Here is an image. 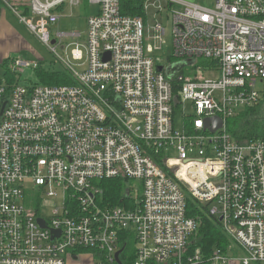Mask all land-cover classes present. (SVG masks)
Listing matches in <instances>:
<instances>
[{
	"label": "built area",
	"instance_id": "built-area-1",
	"mask_svg": "<svg viewBox=\"0 0 264 264\" xmlns=\"http://www.w3.org/2000/svg\"><path fill=\"white\" fill-rule=\"evenodd\" d=\"M67 2L82 4L0 0L46 44ZM88 2L97 10L72 51L86 64L72 73L75 84L0 79V264H67L74 252L95 264L126 256L128 264H229L230 253L205 257L191 247L200 221L188 214L190 200L218 219L242 264H264V135L239 142L228 126L264 104V0H133L142 15L126 14L124 0ZM81 36L57 31L54 44ZM187 60L192 75L183 67L168 77ZM20 66L31 64L17 60L10 70ZM206 71L220 76L199 75ZM183 107L190 113L180 131ZM215 117L221 127L206 124ZM105 180H120L122 205L104 200Z\"/></svg>",
	"mask_w": 264,
	"mask_h": 264
},
{
	"label": "rangeland",
	"instance_id": "rangeland-1",
	"mask_svg": "<svg viewBox=\"0 0 264 264\" xmlns=\"http://www.w3.org/2000/svg\"><path fill=\"white\" fill-rule=\"evenodd\" d=\"M181 1L196 2L200 5L207 4V0ZM5 12L6 21L14 29L16 34L4 33V44L0 42V54L7 53L8 56L11 58L10 63L7 65V67L1 65L0 60V79L5 78V72L7 70H10V65H13L15 61L17 62V60L29 62L31 64V66H20L19 71H17V78H19L18 82L26 85L35 84L38 81V75L36 70L34 69L35 64H40L46 70H67L70 72V74L80 73L85 70L86 64L84 63V61L75 60L72 55L73 49L76 48V43L83 42V40L87 36V17L85 15L84 8L83 6H81V4L71 6L70 2H67L64 6V9L60 12V20L54 25L50 26L53 35L52 40H54L57 31H80L82 33V36L80 38L66 37L59 45H56L54 43H44L39 37V35L31 31L28 26L23 21H21L17 14H13L7 8ZM147 13L148 24L154 26L157 22V19L155 18V15L157 14L156 9H151ZM158 20L164 24L167 30V34L165 37L169 43L167 42V45L164 48L163 52V55L167 58V56L170 55L172 52V24L170 19L168 20L167 18V12L160 14L158 16ZM185 72L192 75L191 69L189 67H185ZM199 75H203L206 79H212L219 77L220 72L206 71L200 72ZM189 113L190 112L187 111V109H184V107L176 111L175 121L178 130H182L184 125V115ZM256 118H263L264 122V104L263 107L261 109L259 108L256 112ZM118 182H120V180H115V183ZM42 198L43 201H46L48 203H52L55 201L53 198L47 196L46 193L43 194ZM55 202L57 204L60 203L59 200ZM41 212L43 215H49L51 212V206L46 205L44 203L41 208ZM133 249L134 245L131 243L129 250L132 251ZM226 249H228V253L234 256V259L229 264H242L238 259L242 256L243 252L239 251L232 241Z\"/></svg>",
	"mask_w": 264,
	"mask_h": 264
},
{
	"label": "trees",
	"instance_id": "trees-1",
	"mask_svg": "<svg viewBox=\"0 0 264 264\" xmlns=\"http://www.w3.org/2000/svg\"><path fill=\"white\" fill-rule=\"evenodd\" d=\"M88 3V0H82V5L84 7L88 8ZM124 10L126 14L142 15L140 6L136 5L133 0H124ZM10 60L11 58L9 57L2 64L7 67ZM34 69L38 75V81L35 84H50L54 86L62 84L72 85L76 83L73 75L67 70H46L40 64L34 67ZM5 77L8 79L9 83H17L19 80V78H17V73L11 70L5 72ZM257 111L258 109L241 111L238 116L228 121L229 130L237 141L247 142L264 135V122L260 118H256ZM101 186L104 189L105 201L114 205H122L125 202L123 199L125 190L122 183H115V180H105L102 181ZM188 214L199 217L200 221L199 228L192 237L191 247L193 249L199 247L205 257H209L216 249H221L228 253V249L226 248L231 244V240L221 229L218 219L209 212L206 206L201 204L198 206L197 203L190 200L188 204ZM73 255L76 256V252H74ZM133 258V256H126L123 258L124 263L128 264Z\"/></svg>",
	"mask_w": 264,
	"mask_h": 264
},
{
	"label": "crops",
	"instance_id": "crops-1",
	"mask_svg": "<svg viewBox=\"0 0 264 264\" xmlns=\"http://www.w3.org/2000/svg\"><path fill=\"white\" fill-rule=\"evenodd\" d=\"M64 6H61L58 9V13L59 14L64 9ZM81 6H83V5L81 4ZM6 8L9 9L13 14H15L13 12V10H11L7 6H5L2 3H0V40H1L0 42H2V44H4V39H3L4 33H7V34L8 33H11V34L15 33L16 34L14 29L7 23V21L5 19ZM83 8H84V11H85V15L87 17V27H88V17L90 15L94 14L96 12L97 8L95 6H93V5H90L89 3H88V8L84 7V6H83ZM61 32H69V31H61ZM72 32H74V31H72ZM75 32H80V31H75ZM65 38H63V40ZM8 58H9V56H8L7 53L0 54L1 65H3L2 63ZM67 264H95V260L92 257V255L89 254V253H81V254L76 255V256L73 255V254L72 255L70 254V255L67 256Z\"/></svg>",
	"mask_w": 264,
	"mask_h": 264
},
{
	"label": "water",
	"instance_id": "water-1",
	"mask_svg": "<svg viewBox=\"0 0 264 264\" xmlns=\"http://www.w3.org/2000/svg\"><path fill=\"white\" fill-rule=\"evenodd\" d=\"M52 43H55V41L53 40ZM191 63H193V60H187V61L179 62V63H175V64L169 66V67L167 68V70H166L168 77H169V78L174 77V75H175V74H176L181 68H183V67H185L186 65H189V64H191ZM158 70H159V71H163V66H159V67H158ZM118 99H119V98H118ZM119 100H120V99H119ZM211 121H214L218 127H221V126H222V123H223L221 119L215 117V118L207 119V120H206V124H209ZM214 130H215V129L213 128V131H214ZM39 223H40L43 227L45 226V221H44L43 219H41V218L39 219ZM56 233L58 234V233H60V232L58 231V232H56ZM120 253H121V252L116 253V256H115V257H116L117 260H119V255H120Z\"/></svg>",
	"mask_w": 264,
	"mask_h": 264
}]
</instances>
